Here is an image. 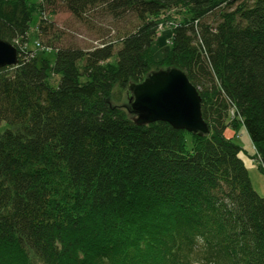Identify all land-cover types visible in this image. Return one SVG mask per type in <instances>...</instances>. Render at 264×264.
<instances>
[{"label": "trees", "instance_id": "obj_1", "mask_svg": "<svg viewBox=\"0 0 264 264\" xmlns=\"http://www.w3.org/2000/svg\"><path fill=\"white\" fill-rule=\"evenodd\" d=\"M56 2L0 0V39L19 54L0 67V264H194L202 241L212 264H264V196L225 135L244 126L264 173V0H59L79 19L103 5L139 20L119 47L89 50L45 39ZM173 10L182 18L155 61ZM36 11L43 52L29 46ZM171 67L198 88L209 134L138 125L118 103Z\"/></svg>", "mask_w": 264, "mask_h": 264}, {"label": "rangeland", "instance_id": "obj_2", "mask_svg": "<svg viewBox=\"0 0 264 264\" xmlns=\"http://www.w3.org/2000/svg\"><path fill=\"white\" fill-rule=\"evenodd\" d=\"M30 1L38 3L41 0ZM237 4L238 3H235L233 8ZM102 7L103 5L96 7L87 17L85 16L84 19H79L67 11L59 0H57L56 4L46 5V10L44 11L45 13L42 17L46 18L48 22L53 24L50 32L55 34L48 33L45 39L53 37V40L56 41L58 45L73 43L75 46L89 50L100 46V44L103 43H114L116 45V41L118 40L120 33L132 31L139 24V20L132 13H127V15L122 16L121 18H114L107 15L103 11ZM223 9H227V6L223 5L215 9L208 15L206 20L215 21L218 18L217 16L219 15V11ZM178 11L179 10H173L162 16L163 21L158 27L157 37L152 44L153 59L155 61L162 60L169 53L171 45L170 42L172 41L171 38L173 34V23L182 18V14L178 13ZM169 15L172 19L168 18ZM39 20L40 12L36 11L33 15L29 30L30 48L37 49L36 43L38 42L39 34L37 24ZM45 43H47V41H45ZM116 46L119 47V45ZM43 50L44 49L41 48L36 51L43 52ZM54 55L55 52L50 51V53H48L49 58H54ZM59 78L60 77L57 75L52 77L51 80L54 81V84H56ZM128 101L129 96L128 94H125L123 98L118 101V103H127ZM8 127L9 124L7 122H2L0 124V132H3ZM233 129L228 128L225 135L243 148L244 152L241 153V155L248 165L252 187L261 196H264V173L260 168V160L256 154L254 144L244 126L241 127L240 125L239 128L235 130ZM200 243L201 244L198 246V255L195 257L194 264H212L204 257V254L208 255L205 242L202 241ZM35 264L41 263L36 261Z\"/></svg>", "mask_w": 264, "mask_h": 264}, {"label": "water", "instance_id": "obj_3", "mask_svg": "<svg viewBox=\"0 0 264 264\" xmlns=\"http://www.w3.org/2000/svg\"><path fill=\"white\" fill-rule=\"evenodd\" d=\"M17 47L0 39V67L17 65ZM129 103L134 121L146 125L157 121L173 128L200 135L209 134L210 127L202 115V97L198 88L180 68L159 69L142 82L130 85Z\"/></svg>", "mask_w": 264, "mask_h": 264}]
</instances>
